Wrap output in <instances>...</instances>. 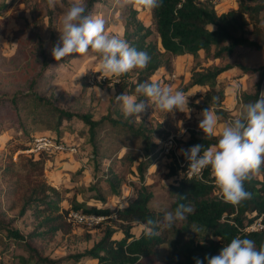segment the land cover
Instances as JSON below:
<instances>
[{
	"label": "rangeland",
	"instance_id": "rangeland-1",
	"mask_svg": "<svg viewBox=\"0 0 264 264\" xmlns=\"http://www.w3.org/2000/svg\"><path fill=\"white\" fill-rule=\"evenodd\" d=\"M4 1L6 5L0 8V95L35 90L52 99L59 107L73 111H87L95 119L105 115L110 106V98L115 94L119 83L115 77L110 80L98 78L101 76L100 58L90 51L83 56L72 54L59 62L50 60L52 47L59 41L62 18L70 5L62 1L54 9H49L46 0ZM67 2L72 4L74 0ZM210 3L217 12H222L236 7L237 0H216ZM128 9L129 7H119L117 0H99L93 4L89 14L105 19L107 34L123 38ZM137 10V16L142 22L151 25L154 29L151 10ZM152 36L155 38V30ZM41 44L46 58L50 60L45 67L39 54ZM199 54L196 69L212 63L226 62L255 67L264 61V53L247 47L239 48L234 55L224 59L207 58L203 51ZM193 66L194 61L190 53L173 55L169 69L161 66L150 77L151 80L158 81L162 87H171L174 91L182 90L186 95H191L188 97L190 112L166 113L153 104L139 114L140 120L129 117L135 127L142 128L149 134L150 142L154 144V153H151L154 155L153 163L145 171V181L152 184L153 197L150 206L165 213L172 211V195L168 190V183L176 178L175 175H167L169 162L173 158L170 153L181 154L180 150L183 149L184 142L192 131L196 135H205L198 127L202 119L200 113L204 109L195 104L197 101L201 104V94L208 86H187ZM133 77L132 71L119 77L118 80ZM257 78V73H245L238 66L228 68L217 76L224 89L221 107L229 115L224 118L216 114L219 117L215 135L217 141L224 125L230 123L243 107L242 92L253 90ZM93 88H99L103 95L98 96ZM261 93H264V85ZM144 99L145 97L138 100ZM116 105L111 115L125 120L120 102ZM5 106L7 104L0 100V218L7 226L17 228L24 240L6 237L4 229L0 227V264H36L33 258L28 263L20 259V255L28 257L30 252L25 240L35 246L41 255L53 258H63L69 253L82 251L91 246L99 239L110 221L104 215L97 221L75 220L68 214V210L72 209L71 201L76 198L86 204L111 208L125 204L134 194L133 184H140L135 167L138 160H134L130 166L131 171L126 174L119 194L110 192L108 186L104 185L102 192L106 200L101 202L91 197L95 191L90 189L89 185L94 182L95 176L87 166L88 152L82 147L83 138L79 131L81 124L64 120L61 136H58L56 130L32 124L30 119H26V131L22 132L16 122L6 118ZM210 109L214 111L212 107ZM22 114L24 115L23 110ZM118 128L108 123L100 130L99 151L106 152L102 160L105 166L112 158L121 156L126 150H137L140 153L139 158L144 154L145 150L141 148L144 140L140 135L128 131L131 134L128 136L123 129ZM42 134L56 136L74 150L42 151L41 154L35 155L37 152L31 149L32 142L35 137ZM170 136L173 141L166 151L165 140ZM23 146L26 148H22ZM40 158L44 160L40 161L42 160ZM48 185L56 188L61 195L59 200L61 208L52 213V215L59 214L55 221L46 220L48 213L41 209L44 208L45 203L37 205L36 201V198L39 199L42 195L36 188ZM46 192L51 194L48 188ZM216 193H218L217 189ZM25 201L28 204L21 212L20 208ZM182 222H177L171 229H166L168 236L158 247L159 261L155 264L179 263L184 260L181 246L190 235L196 239L205 236L204 232H193L194 229L177 232L176 228ZM55 223L62 227L49 229V225ZM143 227L142 223H133L132 232L138 234ZM121 236L122 232L116 230L114 237ZM65 262L62 260L61 264ZM73 264L98 263L96 259L83 258Z\"/></svg>",
	"mask_w": 264,
	"mask_h": 264
},
{
	"label": "trees",
	"instance_id": "trees-1",
	"mask_svg": "<svg viewBox=\"0 0 264 264\" xmlns=\"http://www.w3.org/2000/svg\"><path fill=\"white\" fill-rule=\"evenodd\" d=\"M62 1L71 6L67 0ZM96 1L99 0H84L86 15L92 10ZM5 5L4 0L0 2V8ZM137 13V9L129 7L124 21L122 39L138 51L146 52L151 59L145 69L133 70V78H120L115 94L110 98L108 112L100 118H93L87 111H73L59 107L52 99L35 90L0 95V100L7 104L5 106L6 118L16 122L22 132L26 131V119H30L32 124L56 130L58 136H61L64 120L81 124L79 131L83 138L82 147L88 152L87 166L95 176L94 182L89 185V188L95 191L91 197L101 202L106 200L102 192L104 185L108 186L110 192L119 194L126 174L131 171L130 166L134 160H138L135 167L140 184H133L134 194L126 200L125 204L111 208L86 204L76 198L71 201L73 210L104 215L110 221L99 239L82 251L69 253L63 258L41 255L35 246L25 240L30 252L28 257L19 254L24 263H28L32 258L36 264H61L62 260L66 261L65 264H73L83 258L96 259L98 264H155L159 261L158 247L166 241L168 236L166 229L157 228L159 234L155 237L144 235L147 221L149 219L160 221L165 214V211L153 209L150 206L153 189L152 184L145 181V171L153 163L154 155L151 153H154V144L150 142L146 131L135 127L130 122L131 118L122 120L113 117L111 113L118 104L116 96L137 95L135 92L137 85L143 82H153L150 77L159 67L164 66L169 69L173 55L184 53L192 55L194 66L187 86H208L201 94V104H195L201 109L212 107L216 114L224 118L229 116L221 107L224 89L217 76L233 66L240 67L245 73H257L258 76L253 90L242 92V104L255 102L261 96L264 85V61L255 67L230 62L212 63L198 69L196 66L200 51H203L205 57L212 59L232 56L241 47L252 48L264 53V0H237L236 7L222 12H217L213 4L206 1L161 0L160 6L151 10L154 29L151 25L144 24ZM154 30L155 38L152 36ZM39 54L44 67L51 59H54L52 55L50 60L46 58L42 44L39 46ZM140 98L143 96L137 95V99ZM213 98L216 99L213 100ZM108 123L119 127L118 129H123L128 136L130 134L128 131L140 135L144 140L141 147L145 150L143 156L139 158L140 153L137 150H126L121 156L112 158L111 162L105 166L102 160L106 152L99 151V133ZM216 143L215 136L196 135L192 131L190 137L184 142L183 149L187 150L197 144H202L207 148ZM37 153L35 155L41 154V152ZM170 154L173 158L169 162L167 175L176 176L172 182L168 183V190L172 195L171 209L174 211L180 203L190 204L194 208V212L176 228V231H193L194 229L195 233L199 231L205 233L201 239L190 235L181 246L184 260L177 264H196L197 259L207 264L205 257L211 258L218 255L222 248L236 237L253 240L257 249L264 245V229L255 231L244 229L248 223L264 212V166L258 174L252 176L244 184L245 189L251 193V198L233 206L223 202L216 193L214 178L210 175L209 168L203 171L202 178L193 177L189 180L186 172L189 161L183 154L176 155L174 152ZM40 159H42L40 161L44 160ZM46 188L51 194L46 192ZM36 189L42 193L39 196L40 200L36 198L37 205L45 203L44 208L41 209L48 213L46 220L55 221L59 214L52 215V213L61 208L59 207L60 193L50 185ZM182 197H187V199ZM27 204V201L22 204L21 212L25 210ZM65 211L67 212V209ZM133 223H142L144 226L138 234L132 232ZM0 227L4 229L6 237L24 240L17 228L7 226L1 218ZM59 227L62 226L56 223L49 225V229L53 230ZM118 229L122 232L119 238L114 237Z\"/></svg>",
	"mask_w": 264,
	"mask_h": 264
},
{
	"label": "clouds",
	"instance_id": "clouds-1",
	"mask_svg": "<svg viewBox=\"0 0 264 264\" xmlns=\"http://www.w3.org/2000/svg\"><path fill=\"white\" fill-rule=\"evenodd\" d=\"M61 2L46 0L49 9H54ZM117 3L121 8L153 10L160 6L161 0H117ZM85 13L83 0H74L62 18L59 41L52 47L54 60L59 62L72 54L83 56L91 51L101 59L100 78L110 80L115 77L117 83L119 77L134 69L143 70L147 67L151 58L146 52L138 51L118 36L107 34L104 18ZM93 89L98 96L103 95L99 88ZM135 92L145 99L138 100L137 95L127 94L115 97L121 104L125 119L135 117L140 120L139 114L153 104L166 113L191 111L188 107V97L191 95H186L182 90L174 91L171 87H162L153 81L139 83ZM200 116L202 119L198 127L205 136H215L219 117L210 108L202 110ZM180 153L189 161V180L193 177L202 178L203 171L209 168L223 202L236 206L250 199L251 193L244 184L264 166V93L255 102L243 105L239 114L224 125L215 145L205 148L197 144L187 150L181 149ZM193 212L194 208L190 204L180 203L174 211L166 212L162 220L149 219L144 235L155 237L159 234L157 228L171 229ZM205 259L207 264H264V245L257 249L253 240L236 237L218 255ZM196 264H203V261L197 259Z\"/></svg>",
	"mask_w": 264,
	"mask_h": 264
},
{
	"label": "built area",
	"instance_id": "built-area-1",
	"mask_svg": "<svg viewBox=\"0 0 264 264\" xmlns=\"http://www.w3.org/2000/svg\"><path fill=\"white\" fill-rule=\"evenodd\" d=\"M198 1H210V2H215L216 0H198ZM100 78V76H98ZM166 148L165 150L168 151V148L170 147L173 139L170 136V138L166 139ZM169 143V144H168ZM31 149L35 152H56V151H64V150H74V148L69 147L63 140L56 138V136L53 135H47V134H42L38 135L33 139L32 142V147ZM176 154V153H175ZM178 155V154H176ZM189 167V164H188ZM188 167L186 172L188 171ZM68 214L72 216L75 220L78 221H83V220H88V221H97L100 220L103 216L94 214V213H85L84 211L81 210H69ZM263 216L264 212L258 215L253 221L248 223L244 229L248 231H255V230H261L264 229V221H263Z\"/></svg>",
	"mask_w": 264,
	"mask_h": 264
}]
</instances>
